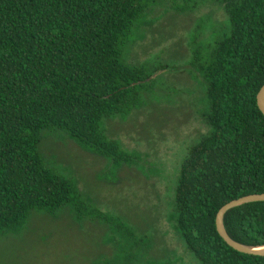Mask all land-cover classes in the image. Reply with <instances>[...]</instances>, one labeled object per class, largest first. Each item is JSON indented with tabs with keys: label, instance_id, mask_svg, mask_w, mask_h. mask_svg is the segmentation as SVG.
I'll list each match as a JSON object with an SVG mask.
<instances>
[{
	"label": "trees",
	"instance_id": "obj_1",
	"mask_svg": "<svg viewBox=\"0 0 264 264\" xmlns=\"http://www.w3.org/2000/svg\"><path fill=\"white\" fill-rule=\"evenodd\" d=\"M166 1L179 11L202 4L0 0V233L20 229L31 210L68 206L76 221L88 214L110 219L74 181L46 166L38 145L46 132L58 130L113 166L139 167V154L108 138L101 121L124 119L141 105V90L157 81L153 75L164 65L144 68L128 62L126 53L133 31L149 25L151 7ZM212 2L227 26L189 60L203 87V104L194 113L206 131L179 163L167 220L197 264H264V256L229 247L214 225L227 201L264 192V116L255 104L264 82V0ZM222 226L236 242L264 245V201L227 209ZM113 232L122 234L115 225ZM139 247L115 245L96 264H150Z\"/></svg>",
	"mask_w": 264,
	"mask_h": 264
},
{
	"label": "rangeland",
	"instance_id": "obj_2",
	"mask_svg": "<svg viewBox=\"0 0 264 264\" xmlns=\"http://www.w3.org/2000/svg\"><path fill=\"white\" fill-rule=\"evenodd\" d=\"M200 2L191 11H179L169 1L154 5L146 15L149 25L130 36L128 62L164 68L153 75L158 77L152 87L141 90L138 108L124 119L104 118L101 125L108 138L139 154V167L113 166L58 130L46 132L38 145L46 166L74 181L87 202L110 219L88 214L76 221L68 206L52 213L31 210L20 229L0 233V264H96L115 245L126 251L133 242L150 264H197L167 213L179 163L206 131L194 113L203 104V87L189 60L196 47L204 50L227 26L220 5ZM114 225L122 234L113 232Z\"/></svg>",
	"mask_w": 264,
	"mask_h": 264
},
{
	"label": "water",
	"instance_id": "obj_3",
	"mask_svg": "<svg viewBox=\"0 0 264 264\" xmlns=\"http://www.w3.org/2000/svg\"><path fill=\"white\" fill-rule=\"evenodd\" d=\"M255 104L260 113L264 116V82L255 94ZM251 201H264V192L246 194L238 198L231 199L221 205L217 209L214 217L215 230L220 238L232 249L246 254L264 256V245L249 246L236 242L227 235L222 226V215L227 209Z\"/></svg>",
	"mask_w": 264,
	"mask_h": 264
}]
</instances>
